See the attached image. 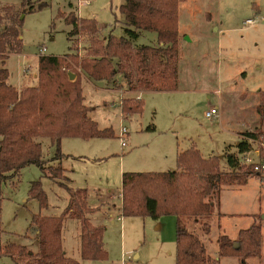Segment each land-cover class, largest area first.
<instances>
[{
	"label": "rangeland",
	"instance_id": "obj_1",
	"mask_svg": "<svg viewBox=\"0 0 264 264\" xmlns=\"http://www.w3.org/2000/svg\"><path fill=\"white\" fill-rule=\"evenodd\" d=\"M1 1L4 3L0 4V31L10 24L3 4L16 6L13 8L17 13L25 10L19 25L21 49L12 50L4 62L9 71L8 81L17 89L36 83L40 54L61 55L69 51L70 24L59 12L74 9L81 17L94 18L101 37L127 35L126 20L120 10L124 0H28L33 4L31 9L28 3L22 5L26 0ZM41 2L43 5L38 7ZM178 32L177 88L144 91L140 94L141 111L126 113L119 104L121 92L114 87L113 79H93L77 69L81 72L84 102L92 107L90 117L98 127L110 128L112 134L89 138L65 135L60 139L59 150L49 137H36L41 142L45 164L60 166L69 185L87 188L91 205L104 201L108 192L117 196L123 170H147L149 164L142 158L149 150L169 146L183 150L194 145L203 157L224 155L220 167L229 170L226 154L239 153L240 132L264 127V116L257 111L259 92L264 90V0H182ZM132 42L156 44L157 34L141 30ZM87 44V36L79 35L77 46L81 53ZM43 46L45 51L41 52ZM115 77L121 84V75L117 73ZM212 106L217 113L209 119L205 110ZM122 125L128 129L125 145L118 138ZM176 166L174 160L158 167L167 170ZM132 168L135 170H129ZM34 180L41 181L47 194L46 208H40L38 200L27 195ZM240 184L222 187L220 215L185 219L188 230L205 243L212 260L209 264L264 262L258 256L218 255L220 233L236 239L240 228L255 221L260 225L263 222L260 248L264 257V182L256 174H249ZM67 199V188L35 163L0 180V247L17 242L37 250L36 233L28 230L31 216L39 212L59 214ZM103 222L107 252L104 259L81 256L80 222L71 217L65 218L62 228L65 254L80 264H121L122 259L127 264H175V243L161 242L163 236L160 237L152 217L128 215L120 221L115 214L112 220L107 218ZM203 222L209 230H204ZM0 264L18 262L0 254Z\"/></svg>",
	"mask_w": 264,
	"mask_h": 264
},
{
	"label": "trees",
	"instance_id": "obj_2",
	"mask_svg": "<svg viewBox=\"0 0 264 264\" xmlns=\"http://www.w3.org/2000/svg\"><path fill=\"white\" fill-rule=\"evenodd\" d=\"M182 0H124L126 36L99 35L94 18L79 16L76 10L59 12L70 29L67 32L69 51L61 55L40 54L35 84L18 90L8 81L4 65L12 50L21 49L19 25L25 10L17 13L12 4H3L10 24L0 31V180L15 174L30 163L39 165L43 173L67 188L68 199L59 214L35 213L28 230L36 233L38 249L26 244L9 242L0 247L18 264H80L67 256L62 248V228L67 217L80 222V254L83 258L104 259L107 255L103 240L104 225L93 224L89 213L93 208L87 201V188L70 186L69 178L60 166H48L42 158L38 136H47L59 150L62 136L83 138L109 136L110 128H100L89 115L84 102L81 72L93 79H112L120 73L130 91L172 90L178 81V9ZM29 4L31 2L23 1ZM21 5V6H22ZM41 2L38 7H41ZM16 7V6H14ZM141 30L155 31L156 44H134L132 39ZM85 34L88 44L81 53L77 40ZM75 77L69 78V72ZM257 111L264 116V90H260ZM121 109L126 113L140 112V96H123ZM237 149L248 147L247 137H264V127L245 130ZM229 170L220 167V157H203L194 145L178 151L177 166L167 170L123 171L121 175V206L124 216L164 214L176 216L175 264H208L212 260L203 241L189 231L185 219L190 216L209 217L220 212V191L225 184L243 183L249 167L239 164L236 153H227ZM27 195L38 200L40 208L48 206L47 194L40 180L31 182ZM206 226V222L202 224ZM218 255L249 257L261 255V225L252 221L240 228L236 239L226 233L217 238ZM215 261V260H213ZM261 264H264L261 263Z\"/></svg>",
	"mask_w": 264,
	"mask_h": 264
},
{
	"label": "crops",
	"instance_id": "obj_3",
	"mask_svg": "<svg viewBox=\"0 0 264 264\" xmlns=\"http://www.w3.org/2000/svg\"><path fill=\"white\" fill-rule=\"evenodd\" d=\"M2 3H4V2H2L0 0V4H2ZM117 77H120V76H117ZM112 79L114 80V87H117L120 90L121 97L129 96V95L140 96V94L142 92H144V91H140V90H135V91L128 90L127 86H126V83H125V80L123 79L122 76H121V80H122L121 84H119L118 79L115 76ZM23 86L24 85L18 87V89H21ZM177 86H178V81H177ZM147 91H149V90H147ZM120 99H119V101H120ZM91 108L92 107H90V109ZM90 113H91V110H89V114ZM122 116H125L124 113L122 114ZM149 127H151V126H148V128ZM252 128L253 127H250V128H248L246 130H253ZM242 132H240V137H244L245 136V135L241 134ZM240 137H239V140H240ZM178 151H180V149L173 150L170 146L169 147H165L164 149L161 148V149H159L157 151L156 150H149V151L144 153V156H143L142 160H144V162L147 163V165L149 164V167H146L147 170H156L154 168H157L158 170H162L161 168H163V167H158V166H165L167 164L169 165V164H171L172 161H174V160L176 161V156H177ZM223 156L224 155H222V154L219 155L220 158H222ZM153 166H157V167H153ZM122 169H124V168H122ZM129 170H135V169L132 168V169H129ZM121 175H122V173H121ZM238 185H241V184L240 183H232V184L223 185L222 187H236ZM115 198H119V200L116 202ZM87 201H88V196H87ZM88 204L93 208V210L89 213L90 221L91 222L93 221L94 224L104 225V231H105V228H106V226H105V224L103 222L104 219L108 218V219L112 220L114 218L115 214H116L117 219L120 220V221H122L123 217H125L124 215L121 214V211H120V206H121V188H119V192L117 193V196L115 195V193H112V191H111L110 193L109 192L107 193L106 198L100 204L91 205L89 203V201H88ZM263 215H264V213H263ZM167 216H170L172 218H166L165 219V217H167ZM198 218H201V217H198ZM152 219H154V221H155V227L157 229H159L160 237L163 236V237H161L162 238L161 242H169V243L170 242H174L175 243V237H176V232H175L176 216L174 214H164V215L159 216L158 218H152ZM262 224H263V222H262ZM262 224H261V235H262ZM171 229H172L173 232H171ZM162 232H163V234H162ZM160 237H159V240H160ZM204 245H205V243H204ZM262 245H263V238H262L261 246ZM205 247H206V245H205ZM62 248H63V245H62ZM63 250H64V248H63ZM206 250H207V248H206ZM64 252H66V251L64 250ZM134 255L136 256L137 254H134ZM261 258L264 261V257H261ZM218 260H219V258H218Z\"/></svg>",
	"mask_w": 264,
	"mask_h": 264
},
{
	"label": "built area",
	"instance_id": "obj_4",
	"mask_svg": "<svg viewBox=\"0 0 264 264\" xmlns=\"http://www.w3.org/2000/svg\"><path fill=\"white\" fill-rule=\"evenodd\" d=\"M40 51L44 52L45 47L43 46ZM119 103H121V99ZM216 113L217 110L215 106L205 110V116L209 119L213 118ZM127 132L128 129L125 125H122L118 130V138L121 145H125V135ZM246 140L248 142V147L236 154L237 160L240 165L251 168L261 181L264 182V137L251 136L247 137ZM121 264H127L126 260L122 259Z\"/></svg>",
	"mask_w": 264,
	"mask_h": 264
},
{
	"label": "water",
	"instance_id": "obj_5",
	"mask_svg": "<svg viewBox=\"0 0 264 264\" xmlns=\"http://www.w3.org/2000/svg\"><path fill=\"white\" fill-rule=\"evenodd\" d=\"M21 17H23V14H22V16ZM75 74H74V72H69V78L70 79H73L75 76H74Z\"/></svg>",
	"mask_w": 264,
	"mask_h": 264
}]
</instances>
